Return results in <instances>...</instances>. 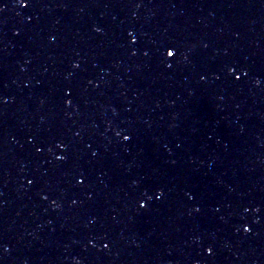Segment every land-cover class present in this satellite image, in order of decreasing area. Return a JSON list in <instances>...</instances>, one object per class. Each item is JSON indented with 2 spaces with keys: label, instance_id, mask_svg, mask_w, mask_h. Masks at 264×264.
Instances as JSON below:
<instances>
[{
  "label": "water",
  "instance_id": "obj_1",
  "mask_svg": "<svg viewBox=\"0 0 264 264\" xmlns=\"http://www.w3.org/2000/svg\"><path fill=\"white\" fill-rule=\"evenodd\" d=\"M3 2L0 264H264V0Z\"/></svg>",
  "mask_w": 264,
  "mask_h": 264
},
{
  "label": "snow or ice",
  "instance_id": "obj_2",
  "mask_svg": "<svg viewBox=\"0 0 264 264\" xmlns=\"http://www.w3.org/2000/svg\"><path fill=\"white\" fill-rule=\"evenodd\" d=\"M20 3H21L22 6L27 7V6H29L30 0H20ZM6 6H7V5L3 2V0H0V10H2V9H3L4 7H6ZM132 41H133V43L137 42V38H136L134 35L132 36ZM166 55H167L168 57H172V58H174V57L177 55V51H176L175 48H173V47L170 46V47L167 49ZM167 66H168L169 68H171V67H172V64H171V63H168ZM77 67H79V65H77ZM237 71H238V70H237L236 68H232V69H231V72H232L233 74H236ZM241 75H247V73H242ZM241 75H236L235 78H236V79H240V78H241ZM68 103L71 104L72 101L69 100ZM117 135H120V133H117ZM124 139H125V140H130V139H131V136H130V135H124ZM61 147H64V145L61 144ZM40 151H43V149H40ZM57 158H58L59 160H65V159H67V157L64 156V155H60V156H58ZM82 182H83V181H81V183H82ZM160 195L162 196L163 193L161 192ZM45 198H47V197H45ZM53 203H55V201H53ZM141 207H147V203H146V202H145V203H142V204H141ZM198 210H199V209H197V211H198ZM246 231H251V228H246ZM105 247H107V245H105ZM208 252H209V253H212V252H213V249H212L211 247H209V248H208Z\"/></svg>",
  "mask_w": 264,
  "mask_h": 264
}]
</instances>
